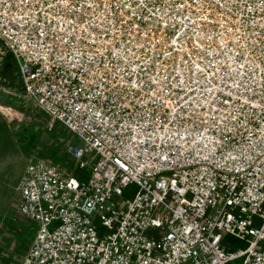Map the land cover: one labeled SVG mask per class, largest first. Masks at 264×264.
Listing matches in <instances>:
<instances>
[{
    "label": "built area",
    "instance_id": "obj_1",
    "mask_svg": "<svg viewBox=\"0 0 264 264\" xmlns=\"http://www.w3.org/2000/svg\"><path fill=\"white\" fill-rule=\"evenodd\" d=\"M0 42L84 144L28 160L21 264H264V0H0Z\"/></svg>",
    "mask_w": 264,
    "mask_h": 264
},
{
    "label": "rangeland",
    "instance_id": "obj_2",
    "mask_svg": "<svg viewBox=\"0 0 264 264\" xmlns=\"http://www.w3.org/2000/svg\"><path fill=\"white\" fill-rule=\"evenodd\" d=\"M0 48H3L1 42ZM15 65L10 56L4 59L3 81L0 83V239L5 233V241H9L3 246L4 249L0 248V264H19L22 247L29 244L33 230H38L36 223L25 219L21 221L17 215L19 198L15 185L26 170L28 160L38 157L54 161L71 175L74 162L66 154V147L70 143L77 147L84 146L79 138L61 124H56L50 129L48 115L25 98L21 85L16 84L18 80L13 74ZM9 88H16L19 97L9 94ZM1 107L19 112L22 115L21 120L11 121L2 113ZM82 173L87 174V171ZM76 178L80 180L78 175ZM14 220L17 222L11 223ZM19 225L22 232L17 231ZM8 233L12 235L11 239H16L17 245H12V240H8ZM246 247L244 242L233 237H227L224 242V248L232 252ZM242 263L243 260H238L233 264Z\"/></svg>",
    "mask_w": 264,
    "mask_h": 264
},
{
    "label": "crops",
    "instance_id": "obj_3",
    "mask_svg": "<svg viewBox=\"0 0 264 264\" xmlns=\"http://www.w3.org/2000/svg\"><path fill=\"white\" fill-rule=\"evenodd\" d=\"M16 84L21 85V81H20L19 78H18V82H17ZM23 170H24V169H23ZM24 172H25V170L23 171V173H22L20 179L18 180L17 185H18V183L20 182V180H21V178H22ZM80 172H83V171H80ZM82 174L87 176V174H84V173H82ZM17 185H15V186H17ZM17 215H18V217L20 218L21 221L24 220V219H25V220H28V219H26L25 217H23V216L19 213L18 208H17ZM20 220H19V221H20ZM13 222H17V220L12 221L11 223H13ZM12 226H13V225H12ZM17 231H18V232H22V229H21V226H20V225H19V228H18ZM32 235H33V237H32V239L30 240L29 244H28L27 246L22 247V249H21L22 253L19 255V256L21 257V260L19 261V264H21L23 258L27 255V253H28V251H29V249H30V247H31V244H32V242H33V240H34V238H35V236H36V231L33 230ZM2 236H3V237H1L2 239H0V248H3V249H4L5 247H3V246L7 245L9 241H8V242L5 241V233H3ZM6 236L8 237V240H10V242H11V240H12V245H15V244L17 245V244H18V242L16 241V239H11L10 236H12V235H10V234L8 233ZM14 240H15V241H14ZM6 242H7V243H6ZM12 247H13V246H12Z\"/></svg>",
    "mask_w": 264,
    "mask_h": 264
},
{
    "label": "bare ground",
    "instance_id": "obj_4",
    "mask_svg": "<svg viewBox=\"0 0 264 264\" xmlns=\"http://www.w3.org/2000/svg\"><path fill=\"white\" fill-rule=\"evenodd\" d=\"M1 111L11 121H14L15 119L21 120V118H22V115L12 108L1 107Z\"/></svg>",
    "mask_w": 264,
    "mask_h": 264
},
{
    "label": "trees",
    "instance_id": "obj_5",
    "mask_svg": "<svg viewBox=\"0 0 264 264\" xmlns=\"http://www.w3.org/2000/svg\"><path fill=\"white\" fill-rule=\"evenodd\" d=\"M7 56H10V58H11L12 60H14V58H13V56H12L11 54H9V55H7ZM6 58H7V57H6ZM14 62H15V60H14ZM13 70H14V73H13V74H14V76H16V78H17V80H18V76H17L18 68H17L16 65L14 66ZM3 72H4V70H2V74H3ZM76 175H78V177H79L80 179H87V178H88L86 175H83L82 172H80V171H77V174H76Z\"/></svg>",
    "mask_w": 264,
    "mask_h": 264
},
{
    "label": "snow or ice",
    "instance_id": "obj_6",
    "mask_svg": "<svg viewBox=\"0 0 264 264\" xmlns=\"http://www.w3.org/2000/svg\"><path fill=\"white\" fill-rule=\"evenodd\" d=\"M198 67V66H197Z\"/></svg>",
    "mask_w": 264,
    "mask_h": 264
}]
</instances>
